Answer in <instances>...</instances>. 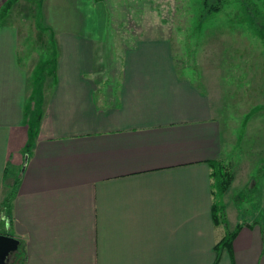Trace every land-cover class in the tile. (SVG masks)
<instances>
[{
	"label": "crops",
	"instance_id": "0c3cea01",
	"mask_svg": "<svg viewBox=\"0 0 264 264\" xmlns=\"http://www.w3.org/2000/svg\"><path fill=\"white\" fill-rule=\"evenodd\" d=\"M8 1L0 0V233L24 242L21 264H264V210L216 262L215 244L240 222L230 208L226 225L213 219L211 163L227 137L211 76L184 72L172 42L158 37L125 48L118 71L97 70L78 0H41L58 53L43 60L54 63L51 84L36 85L37 67L29 73L21 57L27 39L4 21ZM18 178L10 219L4 204Z\"/></svg>",
	"mask_w": 264,
	"mask_h": 264
},
{
	"label": "rangeland",
	"instance_id": "374dc122",
	"mask_svg": "<svg viewBox=\"0 0 264 264\" xmlns=\"http://www.w3.org/2000/svg\"><path fill=\"white\" fill-rule=\"evenodd\" d=\"M210 1L219 2L220 10L204 12L202 0H78L76 14L84 20L79 33L96 39L97 70L105 63L108 71H118L125 48L158 37L172 42L184 72L201 76V82L204 74L211 76L227 137L220 161L233 172L220 201L238 214L242 225L261 219L264 210V0ZM40 2L9 0L4 21L18 25L27 39L21 57L29 73L37 67L36 85L44 79L50 85L53 78L45 77L46 69L54 63L43 60H53L58 49ZM67 4L73 5L72 0ZM49 17L54 23L60 15ZM5 209L11 219V210ZM13 259L11 255L6 264Z\"/></svg>",
	"mask_w": 264,
	"mask_h": 264
},
{
	"label": "trees",
	"instance_id": "16d2710c",
	"mask_svg": "<svg viewBox=\"0 0 264 264\" xmlns=\"http://www.w3.org/2000/svg\"><path fill=\"white\" fill-rule=\"evenodd\" d=\"M210 2H211L210 0H202L204 12L210 13L213 11L220 10V6L215 5L219 2L217 3H210ZM52 41L55 42L56 41L55 38H53ZM211 167H212V173H211L212 192H213V197H214L213 206H212L213 219L216 225H219V224L226 225L227 223H226L225 211H224L225 207L220 201V198L223 196L229 184L231 183L233 172L228 171L226 167L221 163V161H214L213 163H211ZM19 182H20V179L18 178L15 181L14 185L9 190V193L5 200L4 209L9 208V210H11L13 201L17 195ZM241 227L242 226L239 224L235 227L234 230H231V231L228 230L225 236L215 244L214 249L217 253L216 262H218L222 251L225 249L228 250L232 246L235 237L237 236L238 232L241 230ZM12 257L14 259L11 264H21L25 261V258H26L25 245L22 240H20V245L18 247V250L16 251V253L12 254Z\"/></svg>",
	"mask_w": 264,
	"mask_h": 264
},
{
	"label": "water",
	"instance_id": "95a60500",
	"mask_svg": "<svg viewBox=\"0 0 264 264\" xmlns=\"http://www.w3.org/2000/svg\"><path fill=\"white\" fill-rule=\"evenodd\" d=\"M20 240L10 234L0 233V264H6L9 257L16 253Z\"/></svg>",
	"mask_w": 264,
	"mask_h": 264
}]
</instances>
